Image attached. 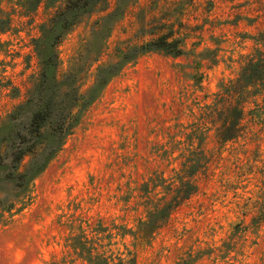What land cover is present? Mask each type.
<instances>
[{"label": "rangeland", "instance_id": "374dc122", "mask_svg": "<svg viewBox=\"0 0 264 264\" xmlns=\"http://www.w3.org/2000/svg\"><path fill=\"white\" fill-rule=\"evenodd\" d=\"M49 1L0 0V264H94L98 254L111 264H264V94L241 98L238 137H217L225 105L217 93L246 59L264 56V0H125L82 91L117 46L150 39L141 27L175 31L184 52L153 50L124 65L74 110L59 151L16 189L4 157L29 137L38 107L28 101L42 67L35 41L68 0ZM118 1L63 34L58 78ZM177 195L147 236L141 223Z\"/></svg>", "mask_w": 264, "mask_h": 264}, {"label": "trees", "instance_id": "16d2710c", "mask_svg": "<svg viewBox=\"0 0 264 264\" xmlns=\"http://www.w3.org/2000/svg\"><path fill=\"white\" fill-rule=\"evenodd\" d=\"M104 2L105 0H68L47 24L41 26L42 35L35 41V48L41 59L42 67L39 82L28 98V101L36 102L38 107L30 118L27 130L29 137L19 136L16 148L12 149L13 152L10 155L6 154L4 157L6 166L9 168L4 178L8 179L16 189L26 186L59 151L64 139L71 133L77 121L78 113H74V110L94 101L99 91L124 65L153 50H162L171 55H180L184 52L182 39L174 36L175 31L161 33L146 29L148 28L146 26L141 27L144 32L143 37L149 35L150 39L117 46L115 57L108 62L97 64L91 84L85 91H82L83 74L92 63L98 61L100 54L104 52L105 43L102 40L109 35L112 24L124 12L125 0H119L113 10L97 20L91 45L85 49L83 54H79L73 67L58 78L56 69L59 62L54 48L63 34L72 28L81 17L100 7ZM48 35H51L52 39H49ZM257 93L264 94V56L258 59L254 57L246 59L240 76L228 81L223 91L217 93L219 100L225 104L222 112L223 121L218 127L219 140L224 142L238 137L241 132L239 121L243 117L241 98ZM211 109L214 113L213 107ZM30 152L29 161L21 165L24 156ZM181 180L183 182V179ZM180 200L181 197L178 195L172 197L169 204L162 206L158 212H152L149 220L141 223L142 231L149 236L152 231L161 226L163 219H167V214L178 206ZM91 260L95 261L94 264H111L112 258L98 254ZM116 264H135V261L133 257L127 260L118 257Z\"/></svg>", "mask_w": 264, "mask_h": 264}]
</instances>
